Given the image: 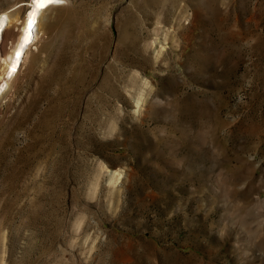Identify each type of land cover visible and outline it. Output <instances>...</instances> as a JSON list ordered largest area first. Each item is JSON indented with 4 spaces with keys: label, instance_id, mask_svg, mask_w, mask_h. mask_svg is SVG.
Here are the masks:
<instances>
[{
    "label": "rangeland",
    "instance_id": "obj_1",
    "mask_svg": "<svg viewBox=\"0 0 264 264\" xmlns=\"http://www.w3.org/2000/svg\"><path fill=\"white\" fill-rule=\"evenodd\" d=\"M44 15L0 95V264H264V0Z\"/></svg>",
    "mask_w": 264,
    "mask_h": 264
},
{
    "label": "bare ground",
    "instance_id": "obj_2",
    "mask_svg": "<svg viewBox=\"0 0 264 264\" xmlns=\"http://www.w3.org/2000/svg\"><path fill=\"white\" fill-rule=\"evenodd\" d=\"M54 2L55 0H30L9 11L0 12V62L3 67L0 95L8 88L7 86L17 70L27 61L29 53L33 49L32 46L40 39L42 17L53 7ZM24 5L28 7L22 17L21 10ZM16 26L19 28V34L10 50L6 54H2L1 47L5 34L11 27Z\"/></svg>",
    "mask_w": 264,
    "mask_h": 264
}]
</instances>
